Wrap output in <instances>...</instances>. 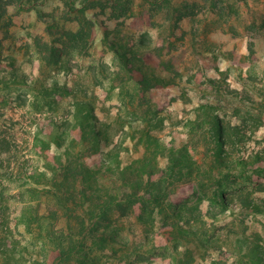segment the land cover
Here are the masks:
<instances>
[{
  "label": "rangeland",
  "instance_id": "rangeland-1",
  "mask_svg": "<svg viewBox=\"0 0 264 264\" xmlns=\"http://www.w3.org/2000/svg\"><path fill=\"white\" fill-rule=\"evenodd\" d=\"M263 22L264 0H0V264L62 263L61 227L83 242L66 264H251L250 250L264 251ZM83 104L99 145L79 123ZM200 104H214L231 134L223 162L211 163L203 127V185L174 183L143 220L140 203L100 220L108 237L93 245L90 204L77 192L93 175L110 179L84 169L102 167L119 143L140 156L128 130L162 127L166 146H179ZM68 120L76 125L64 141L53 124Z\"/></svg>",
  "mask_w": 264,
  "mask_h": 264
},
{
  "label": "trees",
  "instance_id": "trees-1",
  "mask_svg": "<svg viewBox=\"0 0 264 264\" xmlns=\"http://www.w3.org/2000/svg\"><path fill=\"white\" fill-rule=\"evenodd\" d=\"M261 29L264 32V22L261 25ZM114 49L116 51L117 47ZM122 57L123 55H120L121 59ZM160 83L164 82L161 80ZM83 105L86 106L87 112L81 116L79 123L85 131L96 139L99 145L102 140L101 129L94 127V124H92L95 120V116L91 107L88 106V104ZM214 108V104H200L196 106L193 117L187 118L184 122L187 138L177 147L173 144L166 146L162 137L159 136V133L164 131L162 127L154 129L159 132L157 135L152 134L151 131L146 128H141V130L137 129L133 132H129L128 130L126 132L128 135L132 133L134 136L138 137L139 141L143 142V151L140 156L131 159L129 150L119 143L115 146H111L106 151V158L102 160L101 163L102 167L96 169V171L87 168L84 169L86 172H96L95 174H99L101 169H105L110 179L107 185H103V183L101 184L98 182L96 179L97 176L95 177V175H93V179L91 181L86 180V185L82 184L84 188L77 192L79 196L87 200V204H90L84 212L86 211V213L90 215V219L94 220L87 232L92 239L90 242H93V245L105 241L108 237V232L106 230L107 225L101 228L102 230H99L98 223L100 220L105 221L108 217L110 220L111 216L124 215L125 211H131L136 203H140L141 205V213L138 215V218L143 220V213L147 211V207H151L152 210L150 213H153L156 208L162 206L164 200L172 193L171 186L174 183L184 179L189 180L192 182V192H195L197 186L203 185V182L207 178L202 164L204 155L201 156L197 151L198 131L203 127L207 128L209 143L213 145L211 154L208 157H210L211 163L214 165L216 163L220 165L223 162V148L231 135L229 130L220 124L217 115L213 114L215 113ZM75 125V122H70L69 120L64 123L53 124L55 129L60 132L59 137L64 141L65 135H68L71 128L75 127ZM124 152L127 153L124 155L126 159L125 162L120 158V155ZM197 154L200 155V160L196 158ZM161 160H163L162 165L160 163ZM243 163L244 161L242 158L236 161L237 166ZM155 174H158L156 178H154ZM224 177L227 178L228 175ZM69 191H74V189H70ZM87 193L89 197L86 196ZM212 194L215 198L220 197V203L224 204V200H222L224 196H222V194H219L217 191H212ZM76 195L75 193V197L78 196ZM179 228L181 230L178 232L184 237L188 235L193 237L191 240L193 244L202 243L207 251L218 250V248L210 246L202 241V237L205 234L200 230H182L181 227ZM61 231L64 232L66 236L62 243V248H60L59 259L63 260L60 264H66L71 259L70 251L72 248L75 245L81 246L83 242L81 239L77 240L76 237L75 242L69 230L61 227ZM110 238L112 239L111 243H119L116 236H110L109 240ZM234 249L232 254L236 257V261L244 259L241 255L242 250L238 246ZM186 251L190 254V249L186 248ZM263 252L264 251L258 250L257 248L250 250V259L252 261V263H250L264 264ZM212 263L213 262H210V264Z\"/></svg>",
  "mask_w": 264,
  "mask_h": 264
}]
</instances>
